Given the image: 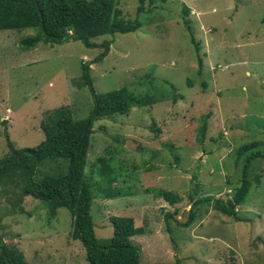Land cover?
Listing matches in <instances>:
<instances>
[{
    "label": "rangeland",
    "instance_id": "obj_1",
    "mask_svg": "<svg viewBox=\"0 0 264 264\" xmlns=\"http://www.w3.org/2000/svg\"><path fill=\"white\" fill-rule=\"evenodd\" d=\"M114 1L141 26L93 37L92 46L67 37L27 49L20 39L36 28L0 30V159L10 155L9 141L15 148L42 141L48 110L67 105L76 118L90 114L93 95L82 79L88 63L97 94L126 84L159 97L93 124L84 174L92 182L98 241H110L111 215H127L142 230L131 238L139 264H264L263 158L251 160L250 176L260 181L237 206L241 221L210 203L196 208L189 225L181 224L189 196L226 197L247 157L264 152V0H144L139 13L140 0ZM108 41V52L96 60ZM208 110L202 141L201 116ZM253 141L258 146L236 155ZM105 152L114 155L115 186L123 191L112 198L97 194L101 177L93 163ZM157 190L182 199L169 202ZM71 229L66 207L50 217L43 200L22 195L9 179L0 184V237L21 249L28 264H89L82 243L69 237Z\"/></svg>",
    "mask_w": 264,
    "mask_h": 264
},
{
    "label": "trees",
    "instance_id": "obj_2",
    "mask_svg": "<svg viewBox=\"0 0 264 264\" xmlns=\"http://www.w3.org/2000/svg\"><path fill=\"white\" fill-rule=\"evenodd\" d=\"M143 1L140 0L137 13L143 10ZM186 24L191 31L187 21ZM140 26L139 19L126 17L114 0H0V30L26 27L37 29L35 34L20 39V44L27 49L40 41L51 44L67 37L80 39L85 45L92 46L93 37L134 31ZM190 33L194 42L193 34ZM109 43L106 42L105 50L96 60L106 55ZM198 63L200 72L203 65L201 56ZM82 79L90 85L93 95L90 114L85 118H76L67 105L48 110L41 122L44 138L40 143L35 147L15 148L12 142H8L11 153L0 159V184L9 179L20 185L22 195L43 200L48 206L50 217L56 215L59 207H66L72 218L69 237L82 243L89 264H139L140 251L131 238L142 230L135 226L132 216L111 215L109 220L113 225V235L106 244L98 241L91 214L94 199L92 182L85 177L84 171L96 120L110 118L116 113L126 114L134 106L152 105L159 97L149 92L136 93L126 84L97 94L92 85L88 63L82 65ZM206 84L204 82V86ZM176 96L179 95L173 94L174 100ZM211 113L208 110L201 116L203 123L199 130V140L204 139L207 119ZM255 146H258L256 141L242 144L236 149V155L241 156ZM106 153L98 155L93 166L97 167L101 177L97 194L112 198L123 194V191L115 186L119 178L112 166L114 155ZM257 157L264 159V152L256 150L247 157L238 181L226 197L189 196L188 218L181 224L189 225L195 218L196 208L210 203L223 215L241 221L237 206L247 201L253 183L257 185L260 181L258 174L250 176L251 160ZM43 165H48L46 170L41 169ZM156 194L172 203L182 199L171 190H157ZM174 211H166L165 214L170 217L177 210ZM167 226L170 231L168 223ZM0 264L28 263L21 249L13 244H4L0 237ZM153 264L181 263L176 259L174 263Z\"/></svg>",
    "mask_w": 264,
    "mask_h": 264
}]
</instances>
